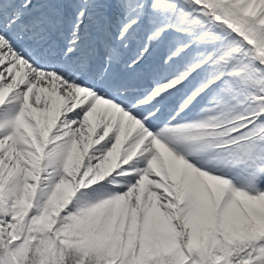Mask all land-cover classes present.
<instances>
[{"label": "snow or ice", "instance_id": "6c2138e0", "mask_svg": "<svg viewBox=\"0 0 264 264\" xmlns=\"http://www.w3.org/2000/svg\"><path fill=\"white\" fill-rule=\"evenodd\" d=\"M0 264H264V0H0Z\"/></svg>", "mask_w": 264, "mask_h": 264}]
</instances>
